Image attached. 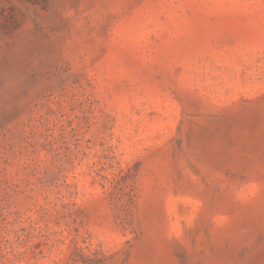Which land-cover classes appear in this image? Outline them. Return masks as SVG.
<instances>
[{
  "label": "rangeland",
  "instance_id": "rangeland-1",
  "mask_svg": "<svg viewBox=\"0 0 264 264\" xmlns=\"http://www.w3.org/2000/svg\"><path fill=\"white\" fill-rule=\"evenodd\" d=\"M0 264H264V0H0Z\"/></svg>",
  "mask_w": 264,
  "mask_h": 264
}]
</instances>
